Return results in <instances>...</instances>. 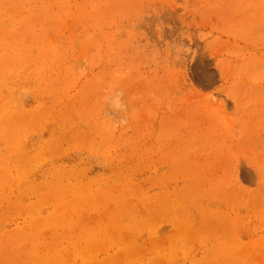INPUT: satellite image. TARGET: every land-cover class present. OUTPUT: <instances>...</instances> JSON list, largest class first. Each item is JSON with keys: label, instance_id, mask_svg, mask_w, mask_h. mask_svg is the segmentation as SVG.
Returning a JSON list of instances; mask_svg holds the SVG:
<instances>
[{"label": "rangeland", "instance_id": "374dc122", "mask_svg": "<svg viewBox=\"0 0 264 264\" xmlns=\"http://www.w3.org/2000/svg\"><path fill=\"white\" fill-rule=\"evenodd\" d=\"M0 264H264V0H0Z\"/></svg>", "mask_w": 264, "mask_h": 264}, {"label": "clouds", "instance_id": "9594fccd", "mask_svg": "<svg viewBox=\"0 0 264 264\" xmlns=\"http://www.w3.org/2000/svg\"><path fill=\"white\" fill-rule=\"evenodd\" d=\"M116 106L117 107H120V104H119V100L117 99V101H116Z\"/></svg>", "mask_w": 264, "mask_h": 264}, {"label": "bare ground", "instance_id": "6f19581e", "mask_svg": "<svg viewBox=\"0 0 264 264\" xmlns=\"http://www.w3.org/2000/svg\"><path fill=\"white\" fill-rule=\"evenodd\" d=\"M234 253H235V252H234ZM232 256H233V254H232ZM233 257H235V256H233ZM235 259H236V258H235ZM235 259H234V260H235Z\"/></svg>", "mask_w": 264, "mask_h": 264}]
</instances>
